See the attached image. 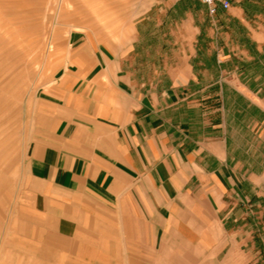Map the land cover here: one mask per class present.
I'll return each mask as SVG.
<instances>
[{
	"label": "crops",
	"instance_id": "0c3cea01",
	"mask_svg": "<svg viewBox=\"0 0 264 264\" xmlns=\"http://www.w3.org/2000/svg\"><path fill=\"white\" fill-rule=\"evenodd\" d=\"M77 4L33 175L69 208L132 209L145 264H264V0Z\"/></svg>",
	"mask_w": 264,
	"mask_h": 264
},
{
	"label": "rangeland",
	"instance_id": "374dc122",
	"mask_svg": "<svg viewBox=\"0 0 264 264\" xmlns=\"http://www.w3.org/2000/svg\"><path fill=\"white\" fill-rule=\"evenodd\" d=\"M77 1L0 0V264H59V250L71 248L66 259L73 264H145V253L129 250L132 209L87 205L81 196H68L71 208L58 204L30 170L33 140L48 135L53 124L47 100L53 75L65 64L68 19ZM64 230L74 235L61 239L57 232ZM99 230L121 233L115 248L106 244L102 261L79 251L97 249Z\"/></svg>",
	"mask_w": 264,
	"mask_h": 264
},
{
	"label": "built area",
	"instance_id": "2783aa9c",
	"mask_svg": "<svg viewBox=\"0 0 264 264\" xmlns=\"http://www.w3.org/2000/svg\"><path fill=\"white\" fill-rule=\"evenodd\" d=\"M209 5L210 11L214 12L218 4L222 5L224 8H228L231 4V0H202Z\"/></svg>",
	"mask_w": 264,
	"mask_h": 264
}]
</instances>
